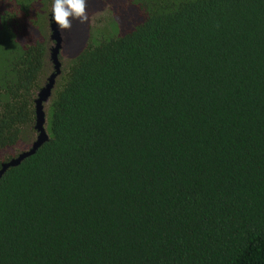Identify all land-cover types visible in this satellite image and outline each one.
Wrapping results in <instances>:
<instances>
[{
    "label": "trees",
    "instance_id": "1",
    "mask_svg": "<svg viewBox=\"0 0 264 264\" xmlns=\"http://www.w3.org/2000/svg\"><path fill=\"white\" fill-rule=\"evenodd\" d=\"M133 1L59 55L49 139L0 178V264H264V0ZM33 2L0 0V168L54 71L6 14Z\"/></svg>",
    "mask_w": 264,
    "mask_h": 264
},
{
    "label": "water",
    "instance_id": "2",
    "mask_svg": "<svg viewBox=\"0 0 264 264\" xmlns=\"http://www.w3.org/2000/svg\"><path fill=\"white\" fill-rule=\"evenodd\" d=\"M86 15L88 18L83 23H81L79 19H72L70 17L71 26L63 30H58L56 28L51 15V39L53 41V46L50 48V57L54 71L48 77L45 86L38 92V98L36 99L35 128L38 132L37 137L30 144L23 146V150L16 157L2 163L0 178L9 167L20 164L23 159L34 154L37 149L49 139V135L45 128V123L47 121L45 104L49 101L56 80L62 72V61L59 55L62 53L63 55L74 58L85 48L90 35L89 22L91 14Z\"/></svg>",
    "mask_w": 264,
    "mask_h": 264
},
{
    "label": "flooded vegetation",
    "instance_id": "3",
    "mask_svg": "<svg viewBox=\"0 0 264 264\" xmlns=\"http://www.w3.org/2000/svg\"><path fill=\"white\" fill-rule=\"evenodd\" d=\"M53 3L54 0H35L29 10L20 11L19 13L18 11L13 12V10L9 13L7 12L6 14H12L13 16L12 25L15 26V28H17L19 23L18 22L16 25L15 22H17L18 19L20 21L21 18L23 20V28L21 32H18V37L27 35L26 37L21 38L23 40H29L30 42H34L37 39L43 40V35L41 34L42 30L40 28V26H42L44 31L46 30L45 34H49L51 48L53 46V41L51 39V15ZM105 10L108 12L111 11L112 14H115L119 25L122 24V20L117 14H145V9L141 7V4L135 3L133 0H88L86 1V14H92L89 24H91L92 17L95 14H102ZM61 55L63 54L61 53Z\"/></svg>",
    "mask_w": 264,
    "mask_h": 264
},
{
    "label": "clouds",
    "instance_id": "4",
    "mask_svg": "<svg viewBox=\"0 0 264 264\" xmlns=\"http://www.w3.org/2000/svg\"><path fill=\"white\" fill-rule=\"evenodd\" d=\"M79 19L81 23L87 20L86 0H54L52 20L58 30L71 26V19Z\"/></svg>",
    "mask_w": 264,
    "mask_h": 264
},
{
    "label": "rangeland",
    "instance_id": "5",
    "mask_svg": "<svg viewBox=\"0 0 264 264\" xmlns=\"http://www.w3.org/2000/svg\"><path fill=\"white\" fill-rule=\"evenodd\" d=\"M117 15L122 20V24L120 25L122 32H126L127 30L132 28L137 22L141 21L142 18L144 17V14H117ZM91 16L92 14L90 15V17Z\"/></svg>",
    "mask_w": 264,
    "mask_h": 264
}]
</instances>
